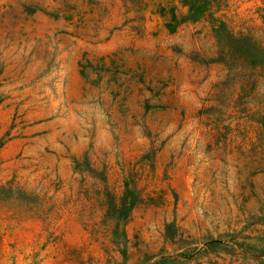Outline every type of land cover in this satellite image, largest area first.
<instances>
[{
  "label": "rangeland",
  "instance_id": "rangeland-1",
  "mask_svg": "<svg viewBox=\"0 0 264 264\" xmlns=\"http://www.w3.org/2000/svg\"><path fill=\"white\" fill-rule=\"evenodd\" d=\"M263 10L0 0V264H264Z\"/></svg>",
  "mask_w": 264,
  "mask_h": 264
},
{
  "label": "trees",
  "instance_id": "trees-1",
  "mask_svg": "<svg viewBox=\"0 0 264 264\" xmlns=\"http://www.w3.org/2000/svg\"><path fill=\"white\" fill-rule=\"evenodd\" d=\"M183 3L185 5L188 6V17L192 18V19H196L197 17L201 16L208 8L209 6V0H183ZM262 17L264 19V10H263V14ZM244 45H246L247 47H251L254 49H261V46L256 44L255 42L253 43L252 40L244 38L241 41ZM254 49H250L249 51H253ZM264 51V49L262 50ZM261 52V51H260ZM246 55H249L248 51H245ZM256 54V53H255ZM262 55V53H261ZM251 59L255 62H259L262 65H264V57L261 56L260 58H255V56L252 54ZM133 204H129V207L131 208ZM128 207V208H129ZM127 211V208L126 210Z\"/></svg>",
  "mask_w": 264,
  "mask_h": 264
}]
</instances>
